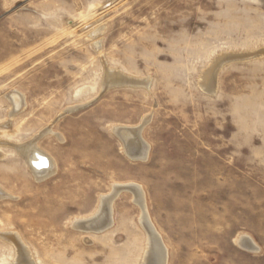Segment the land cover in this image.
I'll list each match as a JSON object with an SVG mask.
<instances>
[{
  "label": "rangeland",
  "instance_id": "1",
  "mask_svg": "<svg viewBox=\"0 0 264 264\" xmlns=\"http://www.w3.org/2000/svg\"><path fill=\"white\" fill-rule=\"evenodd\" d=\"M114 1L0 0V264L18 254L3 233L43 264H142L130 189L105 232L72 227L126 183L144 192L167 264H264V0ZM114 126L143 129L147 158L127 156ZM15 143H34L45 168L31 172ZM47 157L55 175L40 181Z\"/></svg>",
  "mask_w": 264,
  "mask_h": 264
},
{
  "label": "bare ground",
  "instance_id": "2",
  "mask_svg": "<svg viewBox=\"0 0 264 264\" xmlns=\"http://www.w3.org/2000/svg\"><path fill=\"white\" fill-rule=\"evenodd\" d=\"M113 1L114 0H111V1H109V0H106V2H105V4H104V6H106L107 4H108V6H111L112 4H113ZM110 2V3H109ZM115 2V1H114ZM101 8H103V6L101 7ZM110 8V7H109ZM104 9V8H103ZM108 10V9H107ZM110 10V9H109ZM101 13V12H100ZM104 13V12H103ZM108 15V14H107ZM106 15V16H107ZM104 16V15H103ZM105 16V17H106ZM98 17V16H97ZM96 20V19H95ZM95 20H93L92 19V21H95ZM91 21V20H90ZM95 23H96V21H95ZM88 24H90V22L88 23ZM90 26V25H89ZM99 27H100V25H99ZM105 27V26H104ZM100 31V30H99ZM84 33V32H83ZM87 33V32H86ZM92 33V32H91ZM90 32L89 33H87V36L89 37L90 35L89 34H91ZM92 34H94V33H92ZM101 34V33H100ZM86 36V37H87ZM89 39V38H88ZM91 41V40H90ZM92 41H93V39H92ZM99 41V40H98ZM94 42V41H93ZM98 44V43H97ZM98 46V45H97ZM96 48V47H95ZM263 51V50H262ZM252 53V52H251ZM249 54V53H244V54H237V55H234L233 57H234V61L236 60V61H240L241 59H243V60H248V59H252L253 57H255L254 55H252V54ZM256 53H257V51H256ZM259 55H260V53H259ZM229 56V55H228ZM232 56V55H231ZM223 57V56H222ZM224 58H228L226 55L224 56ZM232 58V57H231ZM223 59L222 58H220L219 60H218V62H216V64H215V66L214 67H216L217 66V63H218V66L221 64L220 62L222 61ZM228 60V59H227ZM225 61V60H224ZM229 62V61H228ZM233 62V61H232ZM225 63H226V61H225ZM227 64V63H226ZM223 67V66H222ZM110 68V67H109ZM111 69V68H110ZM220 69V68H219ZM109 70V69H108ZM106 74H108V78L110 79H112V76L115 78V79H117L118 80V82L119 81H130V79L129 78H126V77H124V76H121V75H119V74H116L115 72H113V73H111L110 71L108 72V73H106ZM217 73H216V70H215V68H212L209 72H207V73H205V75H203L202 76V79H201V81H200V84H201V86H202V88L203 89H205L206 91H210V90H212L211 88L213 87V85H214V82H215V75H216ZM105 79H107V78H105ZM110 79V80H111ZM108 81V80H107ZM112 81H115V80H112ZM110 82V81H109ZM139 82V81H138ZM105 83H106V81H105ZM141 83V82H140ZM123 85H125V84H123ZM129 85V84H128ZM127 85V86H128ZM134 85H135V83H134ZM133 85V86H134ZM148 85V84H147ZM142 86V85H141ZM140 86V87H141ZM12 94H14V93H12ZM19 95V94H18ZM10 96V95H9ZM23 97V96H22ZM9 99V98H8ZM20 99V98H19ZM19 99H15V97L13 98V99H11V100H13V102H14V107H15V110L16 111H20V109L21 108H23L24 107V102L22 101V100H19ZM10 103V102H9ZM13 104V103H12ZM11 105V104H10ZM26 105V104H25ZM83 106H86V105H83ZM73 108V107H72ZM19 109V110H18ZM24 111V110H23ZM69 111V110H68ZM70 111H74V109H70ZM69 111V112H70ZM71 113V112H70ZM67 114V113H66ZM17 115V114H16ZM60 117H62V115L60 116ZM16 118V117H15ZM147 121V120H146ZM146 124V123H145ZM121 128H126V127H121V126H114V128H113V132H114V134H116V136H118V138L120 139V141H121V143H122V147H123V152L127 155V156H129L130 158H132V159H146L147 158V156H148V147H142L141 145H139L138 143H137V133L135 132H133V133H127L126 134V137H125V140L128 142V144H125V142H124V140L121 138V136L119 135V129H121ZM47 129V128H46ZM49 129V128H48ZM138 130V134H140L139 132H141V131H139V129H137ZM44 131V130H43ZM50 133H53V132H50ZM135 134H136V137H135ZM41 137V136H40ZM59 137V136H58ZM35 138H37V137H35ZM43 138V137H42ZM34 139V138H33ZM62 139V138H61ZM2 141V140H1ZM61 141V140H60ZM63 141V140H62ZM32 142H34V141H32ZM31 142V143H32ZM37 142V141H36ZM5 143V142H4ZM4 143H3V145H4ZM8 143V142H7ZM30 143V142H29ZM30 143V144H31ZM16 144V143H15ZM2 145V144H1ZM6 145V144H5ZM9 145V144H8ZM7 145V146H8ZM17 146L19 145V144H16ZM20 145H22V144H20ZM10 147V146H9ZM15 147V146H14ZM13 147V148H14ZM139 147H141V149H138ZM1 148V147H0ZM17 149L16 150H18V152H19V154L22 156V158H24L25 159V161L27 162V164L31 167V168H33V171H31V172H38L39 173V171H42L44 168H45V166H46V163L45 164H43V160L44 159H42L41 158V156H40V152L38 151V149L36 148V146L34 145V143H33V145L32 146H21V147H16ZM141 150V151H140ZM1 151V150H0ZM136 151H140L142 154H138L137 155V152ZM1 155V158H2V154H0ZM49 155V154H48ZM47 155V156H48ZM135 155H137V156H135ZM142 156V155H144L143 157H139V156ZM42 159V160H41ZM47 159H49V161H47L48 163H49V166H51L50 168H52V170H47L48 171V173H45V174H42L43 172H41L40 173V175H37V174H35L36 175V178L38 179V180H40V181H42V180H44L45 178H47V177H49V175H52V174H54L55 173V171H56V168H55V162H54V160H53V157L51 158V157H47ZM35 161H37V162H35ZM46 161V160H45ZM36 163H39L38 164V166H36V167H34L33 166V164H35V165H37ZM31 168H30V170H31ZM50 168H48V169H50ZM32 174H34V173H32ZM55 175V174H54ZM35 178V179H36ZM128 183H126V185H120V186H116V187H118V188H116L115 189V193H114V196L113 197H106V196H104V197H102L101 198V203H100V206H99V208H98V210L96 211V213L94 214V215H92V216H90V217H87V218H83V219H75L73 222H72V227H73V229L75 228L76 230H80V231H84V232H87V233H96V234H101V233H103V232H105L106 230H108V228H110V226H112V221L113 220H110L106 225L105 224H103V217H104V215H106L105 213H106V208H107V206H108V208L110 209V207H111V204H112V201L115 199V197L116 196H118L119 194H120V192H122L124 189H126V190H128V189H130L131 191H133L134 192V194H135V196H136V198H138V204H139V206H141V208H142V211H143V215H142V218L140 219L141 220V224H142V228H144V230L146 231V235L148 236V246H147V248L144 250L145 251V256H144V258L141 260V262H142V264H167V251H166V248L163 246V243H162V239H161V236H160V234L157 232V230L155 229V227H154V225H153V223L151 222V220H150V218H149V215L147 214L148 212H147V210H146V207L144 206V204H143V202H141V200H142V197H143V193H142V190H141V187L140 186H138V185H132V184H130V185H127ZM115 188V187H114ZM6 190V189H5ZM112 190H114V189H112ZM126 192V191H125ZM5 193H8V192H5ZM4 193V190H0V198H2V197H4L5 198V196L7 195V194H5ZM9 194V193H8ZM10 195V194H9ZM103 196V195H102ZM111 196V195H110ZM6 197H8V196H6ZM10 197V196H9ZM145 197V196H144ZM117 198V197H116ZM14 199H16V198H14ZM134 199V198H133ZM1 201V200H0ZM136 202V201H135ZM146 204V203H145ZM105 208V209H104ZM108 210V209H107ZM114 211V210H113ZM113 213V212H112ZM107 216V215H106ZM101 219H102V221H101ZM113 219V218H112ZM83 222H86L84 225H81V223H83ZM105 225V226H104ZM98 227V228H97ZM90 228H95V231H93V230H90ZM96 228H97V230H96ZM4 234V236H3V238L4 239H6L7 241H9L10 243L9 244H12V243H15V245H16V247H17V249H18V254H17V256H16V259L14 260V261H12L11 263H9V264H43L42 262H40V261H34V260H32V258H31V256H30V249H29V252L27 251L28 250V248H22V245H21V243L18 241V240H16V239H14L17 235H15V237H11L10 235H7V233L5 234V233H3ZM9 234H12V233H9ZM19 234V233H18ZM2 235V234H1ZM14 236V235H13ZM21 239V238H20ZM249 241H250V239H249ZM248 240H246V238H241L240 239V243H241V245H243V246H247V245H249V247H251L252 249H254V245L252 244V242H249ZM14 245V246H15ZM23 245H25V244H23ZM27 247V246H26ZM146 247V246H145ZM15 249V248H14ZM25 249V250H24Z\"/></svg>",
  "mask_w": 264,
  "mask_h": 264
},
{
  "label": "water",
  "instance_id": "3",
  "mask_svg": "<svg viewBox=\"0 0 264 264\" xmlns=\"http://www.w3.org/2000/svg\"><path fill=\"white\" fill-rule=\"evenodd\" d=\"M109 1H111V0H109ZM82 109V108H81ZM81 109H79V110H81ZM78 110V111H79ZM77 112V111H76ZM135 133V132H138V130L137 129H129V128H121V129H119V135L121 136V138L124 140V142H125V144H128V142L125 140V137H126V134L127 133ZM136 135V134H135ZM136 137V136H135ZM33 166L34 167H36V166H38V165H35V164H33ZM124 190H126V189H124ZM107 217V218H106ZM106 217H104V219H103V224H107L108 223V214H107V216ZM86 222H83V223H81V225H84ZM104 225V226H105ZM98 228V227H97ZM97 228H96V230H97ZM90 230H93V231H95V228H90Z\"/></svg>",
  "mask_w": 264,
  "mask_h": 264
}]
</instances>
